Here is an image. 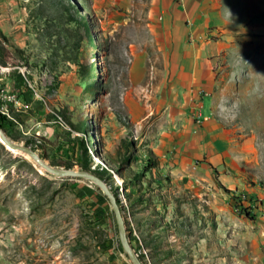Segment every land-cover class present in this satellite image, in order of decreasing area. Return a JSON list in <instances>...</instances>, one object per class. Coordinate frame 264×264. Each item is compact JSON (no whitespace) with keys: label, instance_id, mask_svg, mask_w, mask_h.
<instances>
[{"label":"rangeland","instance_id":"1","mask_svg":"<svg viewBox=\"0 0 264 264\" xmlns=\"http://www.w3.org/2000/svg\"><path fill=\"white\" fill-rule=\"evenodd\" d=\"M131 1L138 2L137 11ZM150 1L0 0V74L31 73L39 84L49 80L47 68L73 73V88L65 80L62 94H54L69 126L64 124L62 134L69 137L68 145L51 148L40 137L35 144L53 153L52 160L48 152L46 159L41 157L49 165L102 173L111 191L121 195L125 190L121 208L127 234L143 264H264V246L248 251L243 239L247 233L251 239L257 235V223L264 219V48L256 51L257 60L239 69L246 75L232 93L221 95L215 112L195 116L202 132L217 123L226 137L221 144L208 135L203 154L190 164L216 181L219 221L213 222L204 217L206 207L201 213L195 206V187L177 190L171 185L177 176L170 172L161 187L154 180L158 173H147L157 161L142 158L140 137L169 128L161 101L176 89L168 75V55L147 32ZM135 101L139 117H148L138 127L131 114ZM20 129L12 128L11 137L18 142L25 138ZM237 166L262 180L232 190L227 178ZM255 187L259 195L248 191ZM0 264L132 262L99 187L83 178L57 177L0 142Z\"/></svg>","mask_w":264,"mask_h":264},{"label":"crops","instance_id":"2","mask_svg":"<svg viewBox=\"0 0 264 264\" xmlns=\"http://www.w3.org/2000/svg\"><path fill=\"white\" fill-rule=\"evenodd\" d=\"M131 2L134 11H137L138 2ZM147 9V32L168 55V75L176 81V89L172 88L161 101L162 116L167 118L166 122L169 121V128L167 126L166 131L156 136L153 131H145L140 137L141 145L145 144L142 158L157 161L158 166L147 173H158L159 177L154 180H158L161 187L165 184L163 178L168 172L177 176L171 180V185L177 190L190 191V188L195 187L191 191L198 200L195 206L199 212L206 207L205 210L209 212L204 217L217 222L219 214L217 206H214L216 189L213 187L216 181L210 173H203L199 169L193 171L192 165L203 154L202 144L208 143L204 138L212 134L218 139L217 143L224 144L226 137L216 122L205 133L202 132L201 121L197 122L195 116L198 111L205 110L208 115L215 112L220 107L218 102L221 95L232 93L235 82L246 75L239 69L258 59L256 51L264 48V0H151ZM56 47L53 45L52 50ZM251 52L254 56H251ZM59 54L65 55L61 50ZM46 70L45 76L49 80L44 79L40 85L35 82V78L31 79V73L24 76L10 72L0 74V91L5 88L6 94L20 95L19 103L10 106L13 121H9V125L22 128L25 138H35L36 141L38 137L42 138L52 148L62 142L68 145L65 140L69 137L62 136L65 134V125L62 126L59 119L68 130L69 126L59 114L62 103L57 104L54 94H62L66 84L64 81L69 82L73 73L66 76L58 69L52 72L48 68ZM73 82H69L71 88ZM167 97L168 101L164 102ZM206 100L209 101L208 105ZM134 106L131 114L138 127L148 117H139L136 101ZM210 120L215 121L212 117ZM75 143L73 141L71 144ZM38 151L44 156L48 152L50 160L54 157L47 149L45 152V149L38 148ZM65 154L71 156V152ZM134 160L141 162L135 155ZM229 172L232 176L226 177L227 186L232 190L242 185L244 187L246 181L259 183L262 180L239 166ZM259 189L255 187L248 191L259 195ZM205 196L208 198L202 200ZM257 224L260 231L253 236V240L249 233L243 236L248 251L259 252L261 245L264 246V219Z\"/></svg>","mask_w":264,"mask_h":264},{"label":"water","instance_id":"3","mask_svg":"<svg viewBox=\"0 0 264 264\" xmlns=\"http://www.w3.org/2000/svg\"><path fill=\"white\" fill-rule=\"evenodd\" d=\"M0 142L6 146V148L12 152H21L28 155L37 165L45 169L47 172L56 175L57 177H72V178H83L94 183L99 187L104 195L109 199V202L112 206L113 212L116 217L119 238L124 252L128 255L132 264H143L136 251L133 249L127 234L126 221L123 216V211L119 205L117 198L113 191H111L109 185L105 183L103 178L98 177L94 173L88 170L75 171L72 169L64 170L55 168L48 164L47 161L43 160L41 156L30 147H27L23 144L15 143L9 139L5 131L0 127Z\"/></svg>","mask_w":264,"mask_h":264},{"label":"trees","instance_id":"4","mask_svg":"<svg viewBox=\"0 0 264 264\" xmlns=\"http://www.w3.org/2000/svg\"><path fill=\"white\" fill-rule=\"evenodd\" d=\"M87 30V29H86ZM90 34H88V36H87V38L89 39L90 38ZM9 121H7L6 119H4V118H2V117H0V127L5 131V133H6V135H7V137L8 138H11L13 141H17V143H20V142H22V141H24V143H25V146H27V147H31V149L32 150H34V151H38V148H39V146L37 145V144H35L37 141L35 140V138H20V142H18V140H15V139H13L12 137H11V135H12V127L9 125V123H8ZM41 157L42 158H44V159H46L45 158V156L43 155V154H41ZM89 171V170H88ZM100 172V171H99ZM92 173H94V174H96L98 177H100V178H103V176H102V173H96V172H92ZM103 179H105V178H103ZM105 181V180H104ZM108 185V184H107ZM124 187H125V189H127V185L126 184H124L123 185ZM122 186V187H123ZM118 188V187H117ZM113 193L115 194V196H116V198H117V201H118V203H119V205L121 206V207H123L122 206V201H121V197H119L120 196V194H118V191H117V189L116 190H113Z\"/></svg>","mask_w":264,"mask_h":264},{"label":"built area","instance_id":"5","mask_svg":"<svg viewBox=\"0 0 264 264\" xmlns=\"http://www.w3.org/2000/svg\"><path fill=\"white\" fill-rule=\"evenodd\" d=\"M1 69L4 70L0 66ZM6 70H9L5 68ZM20 101V95L19 94H6V89L2 88L0 91V117L6 119L7 121H13V116L11 114L10 106L11 104H17ZM59 122L62 126H64V123H62L59 119ZM121 198H123L121 193Z\"/></svg>","mask_w":264,"mask_h":264},{"label":"bare ground","instance_id":"6","mask_svg":"<svg viewBox=\"0 0 264 264\" xmlns=\"http://www.w3.org/2000/svg\"><path fill=\"white\" fill-rule=\"evenodd\" d=\"M119 182L121 183V181H119ZM122 193H123V194L125 193V190H124V189L122 190Z\"/></svg>","mask_w":264,"mask_h":264}]
</instances>
